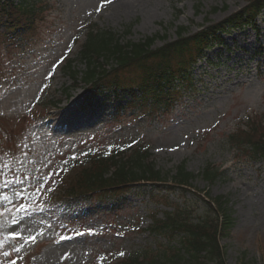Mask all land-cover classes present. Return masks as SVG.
I'll return each mask as SVG.
<instances>
[{
  "label": "rangeland",
  "instance_id": "1",
  "mask_svg": "<svg viewBox=\"0 0 264 264\" xmlns=\"http://www.w3.org/2000/svg\"><path fill=\"white\" fill-rule=\"evenodd\" d=\"M8 1L0 0V5ZM141 2L147 3L152 19L140 5L135 13L116 8ZM247 2L41 0L43 13L21 39L6 43L0 24V253H11L7 258L0 254V264H8L13 256L24 264H108L110 258L119 264L148 249L150 255L158 254V243H165L144 230L153 215L160 220L172 214L171 206L155 207L141 193L124 196L118 205L73 200L60 207L58 191L76 169L57 191H44L47 177L65 170L89 149L129 144L148 150L154 170L163 177L157 190L170 204L186 208L190 221L213 218L204 211V200H227L234 222L220 241L224 264H264V159L249 160L246 151L229 142L239 129L264 124V14L257 18V30L224 35V47L196 63L194 88L168 114L131 111L109 121L112 104L92 101L95 109L85 108L90 102L82 83H72L64 72L90 28L125 34L122 43L156 36L152 48H158L175 39L177 28L193 34ZM73 66L84 69L77 62ZM180 165L196 178L188 189L169 190ZM206 166L220 173L213 183L200 176ZM143 183L141 188H154ZM20 204L30 206L28 211H17ZM11 232L21 235L12 239ZM29 236H35V242L25 243ZM20 245L19 253L12 251Z\"/></svg>",
  "mask_w": 264,
  "mask_h": 264
},
{
  "label": "trees",
  "instance_id": "2",
  "mask_svg": "<svg viewBox=\"0 0 264 264\" xmlns=\"http://www.w3.org/2000/svg\"><path fill=\"white\" fill-rule=\"evenodd\" d=\"M40 1L9 0L0 5V23L6 39H19L23 31L34 25L37 15L44 11L39 6ZM263 14L264 0H248L237 12L193 34L186 28H177L175 39L164 41L158 48H152L156 36L137 43H122L125 34L122 37L110 30L90 28L74 61L84 69H74L71 60L66 62L64 72L72 83L84 85L86 100L90 102L85 108L95 109L92 101L112 104L109 121L131 111L136 115L142 112L168 114L194 88L192 71L196 63L204 60L206 53L215 47L223 48L224 35L246 28L257 30V18ZM217 55L218 52L216 58ZM236 133L230 136L229 142L246 151L249 160L264 159V124L247 126ZM74 166L75 174L58 192L63 201L118 205L124 196L142 193L153 206L172 208V214L166 213L163 219L154 220L153 215L151 226L144 230L156 242H161L160 239L165 243L164 246L158 243L160 252L150 255L151 249H145L146 253L128 260L123 258L119 264H224L220 241L227 237L234 220L223 197L204 200L203 209L213 218L190 221L186 208L170 204L165 195H160L157 188L163 177L154 170L144 146L111 152L107 157H89ZM219 175L218 170L209 166L200 173L207 183H213ZM195 178L180 165L171 177L172 184L167 187L169 190L188 189ZM141 183L153 184L154 188L149 187L148 191L141 188Z\"/></svg>",
  "mask_w": 264,
  "mask_h": 264
},
{
  "label": "snow or ice",
  "instance_id": "3",
  "mask_svg": "<svg viewBox=\"0 0 264 264\" xmlns=\"http://www.w3.org/2000/svg\"><path fill=\"white\" fill-rule=\"evenodd\" d=\"M107 2H111V0H107ZM68 51H71V49L69 48L68 49ZM65 57H61V60H59V61H57L56 63H54L53 65H52V69H53V72L52 73H49V75L51 76L53 73H54V71H55V69L57 68V66L60 64V63H62L63 62V59H64ZM134 143H135V141H134ZM42 185L40 186V187H38L37 188V191H40L41 189H42ZM49 191H51V189H49ZM17 195H19V193H17ZM3 199L4 200H7L8 199V197L7 196H4L3 197ZM30 206H25L24 204H20V206H19V208L17 209V211H19V212H26V211H28V208H29ZM13 223L15 224V223H17L15 220H13ZM92 230H89V232H91ZM81 235H83V233H80ZM9 235H10V237L12 238V239H16L17 237H19L20 235H21V233L20 232H11V233H9ZM118 235H119V233H118ZM64 237H61V239H63ZM35 239H36V237L35 236H29V237H27L26 238V240H25V243H27L29 240H31V241H33V242H35ZM0 247H2V244H0ZM23 247V245H20L19 247H14L13 249H12V251L13 252H16V253H19L20 251H21V248ZM0 254H2L4 257H11V253L10 252H8V251H3L2 253H0ZM119 255L120 256H124L125 255V253L124 252H120L119 253ZM18 259H22L21 257H17L16 259H9V262H8V264H17V260Z\"/></svg>",
  "mask_w": 264,
  "mask_h": 264
},
{
  "label": "bare ground",
  "instance_id": "4",
  "mask_svg": "<svg viewBox=\"0 0 264 264\" xmlns=\"http://www.w3.org/2000/svg\"><path fill=\"white\" fill-rule=\"evenodd\" d=\"M139 5H140V8L141 10L145 13V16L148 18V19H152L153 18V15H150V11H148V6H147V3L146 4H143V2H141L140 4H132V5H128V4H119L116 6L117 9L121 8L123 9V11H125L126 13H135L137 11H134L135 9H139Z\"/></svg>",
  "mask_w": 264,
  "mask_h": 264
}]
</instances>
